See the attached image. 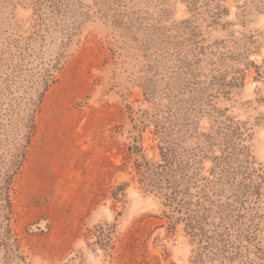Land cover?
Masks as SVG:
<instances>
[{
	"label": "rangeland",
	"instance_id": "374dc122",
	"mask_svg": "<svg viewBox=\"0 0 264 264\" xmlns=\"http://www.w3.org/2000/svg\"><path fill=\"white\" fill-rule=\"evenodd\" d=\"M0 264H264V0H0Z\"/></svg>",
	"mask_w": 264,
	"mask_h": 264
},
{
	"label": "trees",
	"instance_id": "16d2710c",
	"mask_svg": "<svg viewBox=\"0 0 264 264\" xmlns=\"http://www.w3.org/2000/svg\"><path fill=\"white\" fill-rule=\"evenodd\" d=\"M160 167H163V165H159ZM167 198V203L169 206H173L174 204L176 205V208L179 212H183V204L181 202H177L174 197H166ZM176 201V203H175ZM181 203V204H180ZM184 219V224H185V230L190 234L191 236H194L197 234V224L192 223V217L190 215H187V217H183ZM180 220V219H179Z\"/></svg>",
	"mask_w": 264,
	"mask_h": 264
}]
</instances>
